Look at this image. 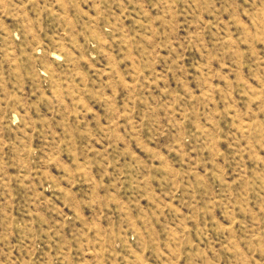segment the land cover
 <instances>
[{
    "label": "rangeland",
    "instance_id": "374dc122",
    "mask_svg": "<svg viewBox=\"0 0 264 264\" xmlns=\"http://www.w3.org/2000/svg\"><path fill=\"white\" fill-rule=\"evenodd\" d=\"M0 264H264V0H0Z\"/></svg>",
    "mask_w": 264,
    "mask_h": 264
}]
</instances>
